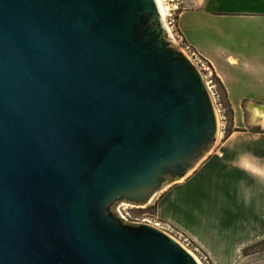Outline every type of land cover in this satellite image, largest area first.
I'll return each mask as SVG.
<instances>
[{"label":"water","instance_id":"water-1","mask_svg":"<svg viewBox=\"0 0 264 264\" xmlns=\"http://www.w3.org/2000/svg\"><path fill=\"white\" fill-rule=\"evenodd\" d=\"M155 0H0V264H198L147 206L216 145Z\"/></svg>","mask_w":264,"mask_h":264},{"label":"crops","instance_id":"crops-1","mask_svg":"<svg viewBox=\"0 0 264 264\" xmlns=\"http://www.w3.org/2000/svg\"><path fill=\"white\" fill-rule=\"evenodd\" d=\"M177 30L220 82L233 127L216 153L158 199L156 213L210 264H264V251L244 254L264 241V184L230 163L240 152L264 161V129L244 122L264 109V0H190ZM241 181L251 188L247 202Z\"/></svg>","mask_w":264,"mask_h":264},{"label":"rangeland","instance_id":"rangeland-1","mask_svg":"<svg viewBox=\"0 0 264 264\" xmlns=\"http://www.w3.org/2000/svg\"><path fill=\"white\" fill-rule=\"evenodd\" d=\"M189 1L190 0H162V3H163V5L166 8H168L169 11H172V10L175 11L176 19L178 21L179 13L182 12L183 10H185L188 7ZM176 30H177V24H176ZM177 33H178L179 37L181 38V35L178 32V30H177ZM181 40H182V38H181ZM182 43L185 44L184 41H182ZM179 46H181L180 43H179ZM198 58L201 59L199 57V55H198ZM201 61L203 63H205L206 66L209 68V71L206 72V74L209 76V80L212 82V87L213 88H211V93L213 95V101H214V104H215V107H216L218 121H219V126H220V132L222 133V135L218 139L216 145H214V147L208 152V154L205 156L204 159H202L199 163H197L195 165V167L191 170L190 173H192L198 167V165L202 161H204L210 154L216 153V149H217L216 147H217L218 143L227 134H229L232 131V127H233V115L230 112V110L228 109V103L226 101L224 93L222 92V90L220 89L218 84H216V82L214 81L215 76L212 73L211 68L202 59H201ZM206 66H205V68H206ZM244 122L249 124V125L250 124L254 125V124L251 123V116L250 115L244 116ZM255 124H257V123H255ZM254 126H256V125H254ZM253 131H256V129L253 128ZM190 173H189V175H190ZM175 183H177V182H174L173 180H168V183H167V185H165L164 189L161 190L160 192H158L153 197V199L149 202V204H147V206H141V207L131 206V205L123 206L121 208V212H122V209H124V212L129 213V215L131 217L130 219L127 218V220L125 221L126 224H128V225L146 224V225L154 226V227H156L158 229L164 230L170 236L174 237L175 235H173L174 234L173 232H178V231L173 229L168 223L162 221L158 217V214L156 213V206H157V203H158V199ZM116 211H117V207L115 206L112 209V212L114 214H116L117 213ZM192 246L194 248L198 249L193 244H192ZM199 252H201V251L199 250Z\"/></svg>","mask_w":264,"mask_h":264},{"label":"built area","instance_id":"built-area-1","mask_svg":"<svg viewBox=\"0 0 264 264\" xmlns=\"http://www.w3.org/2000/svg\"><path fill=\"white\" fill-rule=\"evenodd\" d=\"M164 24L168 29V32L170 34V38L173 40V42H175L176 46L183 52L185 53L193 62V64L202 72L204 79H205V83L206 86L213 98V95L211 93V88L212 87V82L209 80V76L206 74V72L209 71V68L206 66L205 63H203L201 61V59L198 58V55L188 46L182 43L181 38L179 37L177 30H176V24H177V19H176V13L175 11H167L165 18H164ZM179 43L181 46H179ZM181 47V48H180ZM206 66V68H205ZM222 135V133L220 132V126H219V138ZM218 138V139H219ZM125 206V204H119L117 205V215L123 219L124 221L128 219H130V215L129 213L124 212V209H122L121 212V208ZM161 230V229H160ZM164 233H166L167 235H169L167 232H165L164 230H162ZM175 235L174 237H172L173 239H175L176 241H178L190 254H192L194 256V258L196 259V261L198 262V264H210L208 258L202 254L201 252H199L198 249L194 248L191 244V242L184 237L182 234L178 233V232H173Z\"/></svg>","mask_w":264,"mask_h":264},{"label":"clouds","instance_id":"clouds-1","mask_svg":"<svg viewBox=\"0 0 264 264\" xmlns=\"http://www.w3.org/2000/svg\"><path fill=\"white\" fill-rule=\"evenodd\" d=\"M250 139H258L251 137ZM233 166L240 168L258 184H264V161L250 152H240L234 161L230 162ZM240 196L247 202L251 198V188L246 181H241L239 185Z\"/></svg>","mask_w":264,"mask_h":264},{"label":"bare ground","instance_id":"bare-ground-1","mask_svg":"<svg viewBox=\"0 0 264 264\" xmlns=\"http://www.w3.org/2000/svg\"><path fill=\"white\" fill-rule=\"evenodd\" d=\"M155 1L157 3L158 9L160 11L161 17L164 21V18H165L166 12L168 11V8H166L163 5L162 0H155ZM175 46H176V44H175ZM251 122L257 123L259 126H261L264 129V109H259V108L254 109L252 111V114H251Z\"/></svg>","mask_w":264,"mask_h":264},{"label":"trees","instance_id":"trees-1","mask_svg":"<svg viewBox=\"0 0 264 264\" xmlns=\"http://www.w3.org/2000/svg\"><path fill=\"white\" fill-rule=\"evenodd\" d=\"M214 81L216 82V84H218V86L220 87V89L222 90V92L224 93V90L220 84V82L218 81V79L215 77L214 78ZM224 96H225V93H224ZM227 101V100H226ZM228 103V101H227ZM228 109L230 110L231 112V109H230V105L228 103ZM264 251V241H262L261 243L255 245L254 247L250 248V249H247L244 251V254L245 255H250V254H255V253H258V252H262Z\"/></svg>","mask_w":264,"mask_h":264}]
</instances>
